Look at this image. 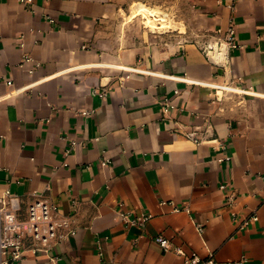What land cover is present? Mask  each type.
<instances>
[{
  "label": "crops",
  "instance_id": "crops-1",
  "mask_svg": "<svg viewBox=\"0 0 264 264\" xmlns=\"http://www.w3.org/2000/svg\"><path fill=\"white\" fill-rule=\"evenodd\" d=\"M192 4L193 40L123 56L120 0H0V192L43 194L76 227L18 264H185L176 246L264 264V0ZM231 22L223 67L197 42Z\"/></svg>",
  "mask_w": 264,
  "mask_h": 264
},
{
  "label": "built area",
  "instance_id": "built-area-1",
  "mask_svg": "<svg viewBox=\"0 0 264 264\" xmlns=\"http://www.w3.org/2000/svg\"><path fill=\"white\" fill-rule=\"evenodd\" d=\"M25 5H32L33 0H21ZM214 41H198V47L206 55L207 59L214 63L226 67L229 63L230 54L239 47L237 41V30L235 24L231 22L226 29H217ZM105 95L106 90L100 91ZM162 110L165 112L172 106L169 98L165 97L160 102ZM194 139L197 143L203 141L197 135L196 130H190L185 134ZM103 165H107V160H102ZM221 188H229L228 184L220 185ZM229 204L233 202V195L228 198ZM23 198L10 188L0 192V264H18L26 257L30 250L35 253H51L53 248L62 243L68 237L76 233V227L72 225L71 215L61 212L59 205L43 194L34 195L23 208ZM174 210H180L175 206ZM120 218L127 227H145L153 217V213L144 211L139 215L121 209L118 211ZM235 215V214H234ZM258 220L255 213L244 217L239 228L244 229ZM202 225H198V231H204ZM156 241L165 249H171V245L164 235L156 236ZM176 253L184 257L185 264H215L214 253L207 257L202 256L197 251H185L182 246L173 247ZM245 257L230 262L229 264H244Z\"/></svg>",
  "mask_w": 264,
  "mask_h": 264
},
{
  "label": "rangeland",
  "instance_id": "rangeland-1",
  "mask_svg": "<svg viewBox=\"0 0 264 264\" xmlns=\"http://www.w3.org/2000/svg\"><path fill=\"white\" fill-rule=\"evenodd\" d=\"M120 4L121 14L110 31L121 44L123 56L162 48L177 39H194L192 0H120Z\"/></svg>",
  "mask_w": 264,
  "mask_h": 264
},
{
  "label": "bare ground",
  "instance_id": "bare-ground-1",
  "mask_svg": "<svg viewBox=\"0 0 264 264\" xmlns=\"http://www.w3.org/2000/svg\"><path fill=\"white\" fill-rule=\"evenodd\" d=\"M225 88L231 89V90H236L235 88H231V87H228V86H225Z\"/></svg>",
  "mask_w": 264,
  "mask_h": 264
}]
</instances>
